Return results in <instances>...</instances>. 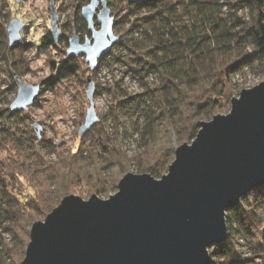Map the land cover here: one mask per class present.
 Masks as SVG:
<instances>
[{"label":"trees","instance_id":"16d2710c","mask_svg":"<svg viewBox=\"0 0 264 264\" xmlns=\"http://www.w3.org/2000/svg\"><path fill=\"white\" fill-rule=\"evenodd\" d=\"M75 1L78 10L72 30L82 32L86 39L91 31L81 9L90 0ZM107 1L117 16L115 28L120 41L100 63L109 58L122 59L119 49L130 51L126 63L142 88L132 94L116 87L110 113L114 119L121 114L129 120L144 147L141 163L146 161L145 170L160 178L175 158L173 138L180 143L194 139L199 131L197 122L211 119L230 105L236 88L234 76L264 69V0L229 3L236 9H248L247 17L238 15L236 9L231 12L228 2L220 0ZM0 38L5 44L2 55L9 73L24 72L27 55L22 49L26 46L9 47L1 26ZM69 38L62 33L59 41L69 45ZM58 46L49 29L40 47L51 54ZM83 62L79 56L66 55L59 61L51 58L53 73L39 83L42 91L54 90L65 78L77 75L85 69ZM149 77H155V85ZM38 100L34 104L38 105ZM5 110L0 111V230L11 235L12 244L6 243L0 233V264H15L28 246L35 216L50 212L58 204L44 196L45 190L21 196L23 179L43 186L47 182L56 184L59 197L72 194L73 186L88 179L92 181L88 185L100 192L114 182V169L120 170L132 160L103 121L85 134L77 151L69 149L62 157L55 140L32 133L21 116L25 109ZM53 154L59 158L49 159ZM103 173H107L104 178ZM226 220L228 237L211 246L210 264L251 263V258L241 255L244 246L264 260V185L228 210ZM238 237L244 242L236 240ZM213 250L219 254H213Z\"/></svg>","mask_w":264,"mask_h":264},{"label":"water","instance_id":"95a60500","mask_svg":"<svg viewBox=\"0 0 264 264\" xmlns=\"http://www.w3.org/2000/svg\"><path fill=\"white\" fill-rule=\"evenodd\" d=\"M53 5L51 1L50 27L58 43L62 30ZM82 18L91 37L82 41L74 29L67 55L85 56L94 71L120 35L107 0H90ZM25 26L19 17L10 22L12 47L21 44ZM87 81L90 106L81 135L100 121L92 74ZM17 84L12 111L27 109L42 93L41 84L21 79ZM197 125L196 137L176 147L175 159L161 178L128 172L107 199L94 193L89 199L66 195L44 220L32 225L21 264H210L211 246L228 237V210L264 185V81L233 97L227 114ZM35 127L41 138L42 126Z\"/></svg>","mask_w":264,"mask_h":264},{"label":"rangeland","instance_id":"374dc122","mask_svg":"<svg viewBox=\"0 0 264 264\" xmlns=\"http://www.w3.org/2000/svg\"><path fill=\"white\" fill-rule=\"evenodd\" d=\"M51 1L55 3L58 9L60 16L59 27L62 30V33H66L71 37L73 34L72 28L75 24L76 13L78 10L76 5L78 3H76L75 0H0V26L6 30L5 40L9 45L7 28L12 19L15 17L22 18L26 26L21 32V44L26 46L22 51L27 55V67L25 71L18 75H12L13 72L11 71L9 73L10 70L8 68V63L2 55L5 44L2 41V38H0V111L3 110V113L6 112V108L10 111L9 106L16 97L18 89L17 79H21L27 84H39L44 78L53 73L50 63L51 58L59 61L67 55V48L69 45H66L65 41H58L57 44H59V46L52 51L51 54L40 47L42 36L49 29L51 30ZM220 1L228 2L227 4L229 5V3H236L238 0ZM231 6V12H236L237 10L238 15L245 17L248 16V9L240 7V9H236ZM112 13H114L113 10ZM116 17L117 16H115V18ZM96 26L97 28H100L99 23ZM115 32L120 35V32L116 28ZM78 34L80 37L82 36L81 40L84 41L85 36L83 33L81 32ZM9 47L12 46L9 45ZM117 52L122 59L111 60L109 58L104 63L101 62L99 67L94 71H91L89 68L87 71L86 66H88V63L86 62L85 56H79V58L84 61L83 64L85 65V69L83 68L80 70L77 75L65 78L54 90L46 89L42 91L38 100V105L33 104L29 106L21 115L24 120H26L29 129L32 130L34 135L38 134V128L35 127V124L39 123L42 126V139L55 140L56 144L60 145V151H63L61 152L62 157L67 155L69 149L72 150V152L77 151L85 136V134L81 135L79 133V129L85 122L87 109L90 106L87 96V77L89 74L93 75L96 85L94 102L97 114L100 118L99 123L101 121L104 122L114 141H117L121 146L122 151L132 161L120 170L114 169L112 173L114 182L109 184L106 188L103 187L100 192L92 189V186L88 185L92 183L89 179L88 181L85 180L81 185L73 186V192H70L72 194L80 195L84 199H89L93 193L99 195L101 198L107 199L118 191V183L128 172L148 173L145 170L146 161L141 163L143 159L140 155L145 151H143L144 147L141 145L142 142L136 133L137 131L130 126L129 120L124 115L121 116L120 114L117 119H114L112 117L113 115L110 113V106L113 103L114 90L116 87L118 88L120 86L122 89L132 94L142 91L139 80L132 76L128 67L129 64L126 63L130 51L119 49ZM149 81L151 82V85H155V77H149ZM263 81L264 69L257 73L254 71H247L245 73L240 72L236 74L233 78V82L236 85L234 97L238 96L243 89L251 88ZM231 102L232 100L230 101L229 106H225V108L220 109L214 115L227 114L231 109ZM211 119L205 120L208 121ZM124 130H127L126 134L124 133ZM173 140V146L175 148L184 143H180L175 140V138H173ZM192 140H186L185 142L190 143ZM56 157L55 154L51 156L48 155V158L51 160L59 158ZM170 164L163 172V175L168 173ZM105 174L107 173L102 174V178L106 176ZM44 190L46 191L44 196L54 198L55 201H58V204L65 197L64 195V197L58 196L59 194L61 195V193H59L60 190H58L57 185L52 182H47V186H43L42 184L28 181L27 178L22 181L21 196L28 195L30 191H36L38 194L39 192L42 193ZM50 212H44L42 215L35 216L33 224L36 221L44 220ZM0 233H2L1 230ZM2 234L5 238V242L11 245V235L8 233ZM236 240L244 242L240 237ZM26 248L23 249V254L19 253L15 264H21L25 258ZM241 251L243 257L252 259L249 264H264V260L259 256H255L254 252L247 246L242 247ZM248 253L251 254L249 255Z\"/></svg>","mask_w":264,"mask_h":264},{"label":"snow or ice","instance_id":"6c2138e0","mask_svg":"<svg viewBox=\"0 0 264 264\" xmlns=\"http://www.w3.org/2000/svg\"><path fill=\"white\" fill-rule=\"evenodd\" d=\"M53 6H55V5H53ZM213 254H219V253H217L216 250H213ZM211 255L212 254L209 255V258H211Z\"/></svg>","mask_w":264,"mask_h":264},{"label":"clouds","instance_id":"9594fccd","mask_svg":"<svg viewBox=\"0 0 264 264\" xmlns=\"http://www.w3.org/2000/svg\"><path fill=\"white\" fill-rule=\"evenodd\" d=\"M249 255L251 254V253H248Z\"/></svg>","mask_w":264,"mask_h":264}]
</instances>
